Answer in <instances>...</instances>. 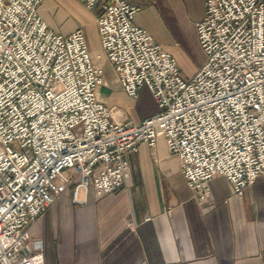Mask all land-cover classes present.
<instances>
[{
    "label": "built area",
    "instance_id": "built-area-1",
    "mask_svg": "<svg viewBox=\"0 0 264 264\" xmlns=\"http://www.w3.org/2000/svg\"><path fill=\"white\" fill-rule=\"evenodd\" d=\"M43 0H0V264H44L30 225L70 189H114L124 154L158 136L177 153L187 184L225 176L242 196L264 175V0H204L194 21L204 61L190 77L134 23L127 0L99 6V42L122 89L144 86L156 111L115 119L98 98L103 68L81 28L61 33L38 12Z\"/></svg>",
    "mask_w": 264,
    "mask_h": 264
},
{
    "label": "crops",
    "instance_id": "crops-1",
    "mask_svg": "<svg viewBox=\"0 0 264 264\" xmlns=\"http://www.w3.org/2000/svg\"><path fill=\"white\" fill-rule=\"evenodd\" d=\"M139 7L134 23L176 59L180 73L194 74L204 61L194 21L204 0H127ZM99 6L81 0H43L38 12L61 33L81 28L92 58L103 68L97 95L112 116L138 122L156 111L148 89L136 96L120 86L100 46L96 27ZM128 175L114 189L95 196L71 190L29 227L43 243L44 264H264V175L233 193L223 175L201 189L190 187L177 153L158 136L153 146L140 141L124 154Z\"/></svg>",
    "mask_w": 264,
    "mask_h": 264
},
{
    "label": "rangeland",
    "instance_id": "rangeland-1",
    "mask_svg": "<svg viewBox=\"0 0 264 264\" xmlns=\"http://www.w3.org/2000/svg\"><path fill=\"white\" fill-rule=\"evenodd\" d=\"M42 215V214H41Z\"/></svg>",
    "mask_w": 264,
    "mask_h": 264
}]
</instances>
